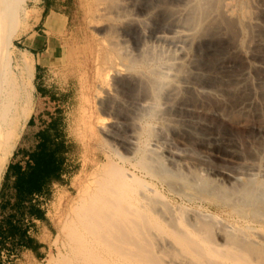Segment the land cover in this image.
<instances>
[{
	"label": "bare ground",
	"instance_id": "bare-ground-1",
	"mask_svg": "<svg viewBox=\"0 0 264 264\" xmlns=\"http://www.w3.org/2000/svg\"><path fill=\"white\" fill-rule=\"evenodd\" d=\"M235 1L98 0L108 4L104 11L116 23L104 31L119 30L134 43L133 56L114 48L124 70L113 68L114 82L132 106L113 103L126 112L130 128L121 130L117 121L108 127L107 137L120 147L110 144L111 153L103 155L98 187L76 197L77 212L67 226L73 258L64 264H264V78L258 88L251 79L256 71L264 75V59L252 64L259 58L242 54L245 65L218 61L223 73L240 70L227 91L252 95L239 98L235 113L254 117L250 124L257 131L256 142H233L222 157L206 153L198 158L191 151L204 153L197 144L187 145L189 153L165 155L158 141L171 130L179 135L187 131L200 148L211 151L215 138L183 129L174 114L188 111V94L224 97L223 88L215 86L223 76L201 69L197 53L214 47L243 53L237 42L240 30L257 26L247 10L236 18ZM10 20L11 0H0V32ZM13 26L11 39L18 31ZM14 119L12 110L0 107V157L11 140ZM143 131L159 138L140 142ZM201 165L218 168L204 175ZM195 199L216 212L184 202Z\"/></svg>",
	"mask_w": 264,
	"mask_h": 264
},
{
	"label": "rangeland",
	"instance_id": "rangeland-1",
	"mask_svg": "<svg viewBox=\"0 0 264 264\" xmlns=\"http://www.w3.org/2000/svg\"><path fill=\"white\" fill-rule=\"evenodd\" d=\"M128 1L120 0L122 4ZM107 5L98 2V0H23L20 9L22 8L29 13L28 15L32 19L27 20V24H24V18L16 15L17 12L13 10L12 16L14 19L17 16L18 18L17 21L15 20L16 22L13 21L10 27L12 29L14 24L18 25L17 30L19 32L16 31L11 43L24 52H32L36 59L35 71L41 72H39L37 79L34 72L35 90L32 123L28 126L15 149L7 148L0 157V191L3 190L9 199L10 213L12 215L14 211L20 213L19 210L15 209L17 201L15 198L16 176L30 163L29 156L37 153V146L45 135L51 139L49 147L54 151V159L55 163L58 164L59 172L53 175L44 187L43 197L36 192L34 195L32 194L31 198L35 200V204L44 206V210L54 224L47 255H43L42 259H34L23 251L16 252L11 246L1 245L0 264H64L63 261L66 258H73L67 226L72 223L71 221L74 220L77 212L76 197L83 198L88 192H93L98 187L96 181L101 175L99 164L104 163V156L111 153L110 144L120 147L116 141L107 137L108 127L111 123L117 121L123 131H128L130 128L128 126L129 120L125 116L126 112L124 113L123 109L121 111L115 107V103L125 107L129 106L128 108L132 105L130 98L124 95L120 87L117 88V84L114 82L116 79H114L113 68L120 67L119 69L124 70L122 62L116 58L117 50L114 48L117 46L123 48L122 53L133 56L135 47L132 40L126 38L121 31H104L106 27L116 25L114 16L112 19V15L109 14L110 11L106 13L104 11L105 7H109ZM234 5L236 18L242 19L247 10L253 18V23L257 26V29L253 31L244 28L240 30L241 37L238 38L239 40L237 39V42L239 41L238 46L243 53L239 54L228 48L219 47L197 53L198 66L206 72H213L215 76H223V81L219 78L215 86L223 88L222 90L228 94L225 93L224 97L206 96L204 98L188 94L185 99L190 104L187 108L188 111L184 110L174 114L183 129L192 131L201 138H215L211 151L205 152L200 148L199 142L192 140L187 131L179 135L171 130L168 132L170 136L166 133L163 135V139L159 138L158 135V137L155 136L156 134H152L150 137L143 131L140 135V142L145 141V139L151 141L153 138V140L159 138V144L165 155L189 153L186 151V147L190 145L189 143H194L197 144L194 145L195 148L204 152L192 149L191 151L198 158H202L206 153L213 154L214 157H222L228 153L230 150L228 146L233 142H240V144L245 145L253 143L257 131L251 128L252 124L250 123L253 122L251 120L254 117L252 118L251 114L248 116L235 113L239 98H251L252 95L249 91L243 95L228 92L227 90H230L231 87L234 88L235 81L233 78L240 70L223 73L218 68V61L222 58L231 59L245 65L242 57L246 54L250 56L255 54L259 58L257 61H255L256 59L251 60L252 64H260L259 60L263 61L264 0H236ZM52 11L63 15L67 20V26L63 32H60V37L53 39L51 65L47 64L49 67H45L37 63V54L41 52L38 59L44 60L49 47L44 44L42 48L32 49L26 47L25 43L37 35L43 37L46 35L43 24ZM40 14H42L41 22L39 21ZM8 22L5 21L3 26H8ZM51 25V28L47 27L48 31L57 32L58 28H54L53 22ZM57 25L59 28L63 27L60 19L57 20ZM25 27L26 29L23 30L22 28ZM150 45L152 44L150 43ZM162 46L171 49L168 45ZM10 63L11 67L15 65L12 61ZM142 70L147 71L144 68ZM262 77L264 78V75L261 71L253 72L251 76L257 88L259 82L263 80ZM42 85L46 90L45 95H43ZM220 110L223 112L221 113ZM98 158L100 159L97 160ZM14 163L16 166H13ZM216 167V165L215 167L201 165L199 168L204 175H207ZM171 198L174 199L172 196ZM177 201L182 202L180 199ZM184 202L190 207L194 206L193 208L197 210L216 212L213 207L210 209L208 203L198 199L192 202L185 200ZM224 215L225 219H230L228 215ZM0 216L3 214L0 213ZM7 232L8 238L10 235H15L13 230L7 229ZM60 258L63 260L61 261Z\"/></svg>",
	"mask_w": 264,
	"mask_h": 264
},
{
	"label": "crops",
	"instance_id": "crops-1",
	"mask_svg": "<svg viewBox=\"0 0 264 264\" xmlns=\"http://www.w3.org/2000/svg\"><path fill=\"white\" fill-rule=\"evenodd\" d=\"M19 2L23 3V0H11V23L0 32V107L8 108L15 113V124L10 137L11 140H9L7 146V148L11 147L14 149L30 125L34 112V72L36 79L39 77V72H41L35 71L36 59L32 52H24L11 43L12 39L9 33L11 31L10 25L13 21H17L18 16L24 18V24H27V20H32L26 11L20 9ZM13 10L18 15L15 19L12 16ZM41 17L42 14L39 17L40 22ZM59 19L63 23L62 28L57 25V20ZM52 22L54 28H58L57 32L48 31L47 27L51 28ZM66 24L67 20L63 15L52 11L43 24L46 35L44 37L37 35L33 39L27 40V47L32 49L42 48L44 44L49 47L47 51L45 50L46 53L44 52V60L38 59L41 56L39 55L41 52L37 54L38 64L45 67H49L47 64L51 65V44L53 47V39L61 36L60 32L64 31ZM23 29L25 30L26 27ZM11 61L15 64L13 67L9 65ZM42 91L43 95H45L46 90L43 85ZM13 166H16V164L14 163ZM15 192V198L17 199L15 209L19 210L20 213L14 211L12 215L8 203L9 199L3 190L0 191V213L3 214V216H0V246L8 245L13 247L16 252L23 251V253L29 254L34 259H42V256L47 255L50 249L49 239L53 236L54 224L44 210V206L35 204V200L31 199L34 194L26 196L23 192L17 191V187ZM39 194L42 196L44 192ZM7 229L13 230L15 235H10L8 238Z\"/></svg>",
	"mask_w": 264,
	"mask_h": 264
},
{
	"label": "trees",
	"instance_id": "trees-1",
	"mask_svg": "<svg viewBox=\"0 0 264 264\" xmlns=\"http://www.w3.org/2000/svg\"><path fill=\"white\" fill-rule=\"evenodd\" d=\"M32 120L33 118L30 124ZM50 140L45 135L37 146V153L29 156L31 159L29 165L27 164L23 171L18 172L17 191L23 192L26 196L42 192L51 177L59 172L58 164L55 163L54 159V151L49 147Z\"/></svg>",
	"mask_w": 264,
	"mask_h": 264
}]
</instances>
